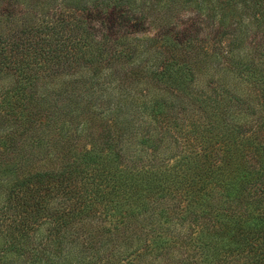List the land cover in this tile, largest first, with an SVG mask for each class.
Listing matches in <instances>:
<instances>
[{"label":"trees","instance_id":"16d2710c","mask_svg":"<svg viewBox=\"0 0 264 264\" xmlns=\"http://www.w3.org/2000/svg\"><path fill=\"white\" fill-rule=\"evenodd\" d=\"M214 2L0 0V264H264V0Z\"/></svg>","mask_w":264,"mask_h":264},{"label":"rangeland","instance_id":"374dc122","mask_svg":"<svg viewBox=\"0 0 264 264\" xmlns=\"http://www.w3.org/2000/svg\"><path fill=\"white\" fill-rule=\"evenodd\" d=\"M215 0H199V3L201 6H209V5H213L215 4L214 2ZM251 4L247 1L244 2H240V3H236L232 5V8L235 9L237 12L242 11L243 15H242V20L243 22H247L250 20V10L252 9V7L250 6ZM242 6H246V9L243 10ZM242 9V10H241ZM200 82L202 83L203 80H201L199 78ZM188 105V104H187Z\"/></svg>","mask_w":264,"mask_h":264}]
</instances>
